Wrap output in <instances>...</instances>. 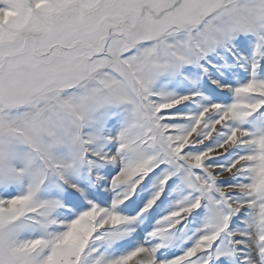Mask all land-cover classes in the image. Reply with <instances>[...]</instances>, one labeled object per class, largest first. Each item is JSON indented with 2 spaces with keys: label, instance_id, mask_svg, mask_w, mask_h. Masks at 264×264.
I'll use <instances>...</instances> for the list:
<instances>
[{
  "label": "snow or ice",
  "instance_id": "snow-or-ice-1",
  "mask_svg": "<svg viewBox=\"0 0 264 264\" xmlns=\"http://www.w3.org/2000/svg\"><path fill=\"white\" fill-rule=\"evenodd\" d=\"M0 264H264V0H0Z\"/></svg>",
  "mask_w": 264,
  "mask_h": 264
}]
</instances>
